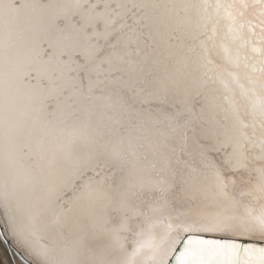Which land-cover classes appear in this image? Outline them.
Returning <instances> with one entry per match:
<instances>
[{"label":"snow or ice","instance_id":"1","mask_svg":"<svg viewBox=\"0 0 264 264\" xmlns=\"http://www.w3.org/2000/svg\"><path fill=\"white\" fill-rule=\"evenodd\" d=\"M257 233L264 0H0L19 264H264Z\"/></svg>","mask_w":264,"mask_h":264},{"label":"bare ground","instance_id":"2","mask_svg":"<svg viewBox=\"0 0 264 264\" xmlns=\"http://www.w3.org/2000/svg\"><path fill=\"white\" fill-rule=\"evenodd\" d=\"M173 227L175 228V226H173ZM159 235H160L162 240H166L169 237V230L166 228H161L159 230ZM206 235H210V234H206ZM261 237H264V234L257 233V237L253 238V239H248V238H243V237H235V238L241 239V240L261 241ZM0 257L6 261V264H19L20 257L14 256L13 251H12V247L3 241H0Z\"/></svg>","mask_w":264,"mask_h":264},{"label":"water","instance_id":"3","mask_svg":"<svg viewBox=\"0 0 264 264\" xmlns=\"http://www.w3.org/2000/svg\"><path fill=\"white\" fill-rule=\"evenodd\" d=\"M239 240H241V239H239ZM242 242H244V243H249V242H254V243H260L261 241H256V240H241ZM6 244H8L9 246H11L12 247V249H13V244L11 243V241L9 240V241H7V242H5ZM179 248V246H177V249ZM168 264H173V262L171 261V260H169L168 261Z\"/></svg>","mask_w":264,"mask_h":264},{"label":"rangeland","instance_id":"4","mask_svg":"<svg viewBox=\"0 0 264 264\" xmlns=\"http://www.w3.org/2000/svg\"><path fill=\"white\" fill-rule=\"evenodd\" d=\"M0 259H2V258L0 257Z\"/></svg>","mask_w":264,"mask_h":264}]
</instances>
